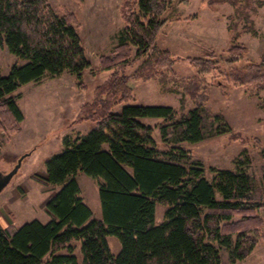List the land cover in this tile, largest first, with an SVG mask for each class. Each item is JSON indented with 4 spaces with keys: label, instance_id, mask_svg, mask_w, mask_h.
<instances>
[{
    "label": "trees",
    "instance_id": "trees-1",
    "mask_svg": "<svg viewBox=\"0 0 264 264\" xmlns=\"http://www.w3.org/2000/svg\"><path fill=\"white\" fill-rule=\"evenodd\" d=\"M229 1L238 19L249 24L245 31L253 32L247 13L252 0L246 6ZM172 7L173 0H124L118 44L99 64L100 71L113 73L73 122L91 127L85 135L66 136L64 150L46 162L47 183L60 188L45 207L52 221H31L13 235L0 226V264H81L73 242H81L83 264H223L222 249L236 263L255 250L264 228L255 178L243 170L213 168L214 179L208 180L190 151L180 146L160 150L155 128L142 121L162 119L167 124L161 129L164 137L172 127L176 142L200 143L205 138L201 108L178 116L173 108L131 103L126 69L144 59L131 78H151L171 71L175 63L170 51L156 45ZM79 28L74 14L59 16L49 0H0V45L25 62L14 64L8 76L0 70V154L3 136L22 129L20 87L64 73L81 83L91 68ZM246 53L245 47L233 45L228 64ZM214 58L207 54L187 60L199 76H206L219 73ZM243 72L231 69L224 75L234 85L264 88L263 72ZM226 132L221 128L218 133ZM80 173L99 183L102 220L93 219L81 197ZM157 204L167 208L159 226ZM110 236L121 242L118 256L111 252ZM63 251L68 254L59 255Z\"/></svg>",
    "mask_w": 264,
    "mask_h": 264
},
{
    "label": "rangeland",
    "instance_id": "rangeland-1",
    "mask_svg": "<svg viewBox=\"0 0 264 264\" xmlns=\"http://www.w3.org/2000/svg\"><path fill=\"white\" fill-rule=\"evenodd\" d=\"M260 6L251 1L247 10L253 32L245 31L249 25L240 20L235 6L229 0H173V7L165 15L168 23L159 33L156 45L168 50L175 58L171 71L155 77L131 78L142 68L144 59L126 69L133 91L131 103L144 106H161L175 109L178 116L201 108L205 138L200 143H178L175 130L162 119H143L155 128L154 137L160 150L180 146L192 154L194 161L203 166L208 180L214 179L213 168L243 170L257 182V201L264 204V88L257 85L238 86L227 82L224 73L231 69L256 74L264 73V0ZM59 16L74 14L79 23V33L91 68L83 75L81 83L68 73L46 76L40 82L19 88L18 105L24 114L22 129L12 137L3 136L0 154V171L7 172L20 156L27 157L12 183L0 195V226L13 235L25 224L38 220L44 224L52 221L45 207L59 187L47 183L46 162L64 150L63 140L68 135H85L90 124L74 125L80 109L91 103L97 87L105 84L113 72L99 70L102 56H109L118 44L124 28L120 9L124 0H49ZM246 6V0H239ZM181 18L180 21H171ZM192 18V19H189ZM189 19V20H188ZM236 25L234 30L231 26ZM235 39V40H234ZM243 46L247 53L234 65H229L228 50ZM214 55L220 69L218 74L198 75L188 58ZM25 62L0 45V70L8 76L11 67ZM243 72V73H244ZM199 87V88H198ZM117 108L116 110H118ZM221 128L228 132L218 133ZM77 182L81 197L93 212V219L102 220L98 181L80 173ZM167 208L156 206L155 225L165 221ZM113 255L118 256L122 245L117 237H108ZM75 255L83 264L81 242H73ZM223 264H264V228L262 238L252 254L244 261L232 262L227 250L222 249ZM67 251L59 255H67Z\"/></svg>",
    "mask_w": 264,
    "mask_h": 264
},
{
    "label": "water",
    "instance_id": "water-1",
    "mask_svg": "<svg viewBox=\"0 0 264 264\" xmlns=\"http://www.w3.org/2000/svg\"><path fill=\"white\" fill-rule=\"evenodd\" d=\"M32 153L33 152H29V153H26L20 156L17 163L14 165V167L11 170L7 172L0 171V195L12 183L13 179L16 177V175L21 170L24 160L27 157L31 156Z\"/></svg>",
    "mask_w": 264,
    "mask_h": 264
},
{
    "label": "crops",
    "instance_id": "crops-1",
    "mask_svg": "<svg viewBox=\"0 0 264 264\" xmlns=\"http://www.w3.org/2000/svg\"><path fill=\"white\" fill-rule=\"evenodd\" d=\"M89 131V130H88Z\"/></svg>",
    "mask_w": 264,
    "mask_h": 264
}]
</instances>
